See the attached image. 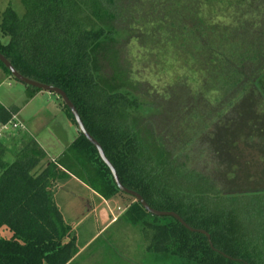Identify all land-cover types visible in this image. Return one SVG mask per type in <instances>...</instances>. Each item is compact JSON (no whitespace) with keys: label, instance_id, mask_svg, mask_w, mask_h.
<instances>
[{"label":"trees","instance_id":"trees-1","mask_svg":"<svg viewBox=\"0 0 264 264\" xmlns=\"http://www.w3.org/2000/svg\"><path fill=\"white\" fill-rule=\"evenodd\" d=\"M21 2L25 15L11 9L0 23L9 38L0 39V53L23 76L67 94L125 187L211 236L212 246L135 199L129 217L147 223L149 252L167 264H264V250L250 247L237 214L211 204L264 192V0ZM130 45L151 54L167 50L183 72L149 105L130 91L137 89L133 72L119 67ZM108 64L111 77L104 80L100 71ZM0 68L11 75L1 61ZM17 113L0 104V126ZM193 145L191 161L185 151ZM70 152L96 167L91 188L107 199L123 196L81 133ZM184 155L208 162L193 168L180 162ZM45 156L31 140L11 160L0 138V264H72L78 253L55 201L67 176L60 168L73 163L41 170Z\"/></svg>","mask_w":264,"mask_h":264},{"label":"rangeland","instance_id":"rangeland-1","mask_svg":"<svg viewBox=\"0 0 264 264\" xmlns=\"http://www.w3.org/2000/svg\"><path fill=\"white\" fill-rule=\"evenodd\" d=\"M11 9L20 18L26 13L21 0H0V23L4 14ZM0 39L4 44L9 42V38H2L1 32ZM131 47L132 45L122 50L119 67L135 75L133 82L137 89L130 91L140 101L152 102L151 99L156 94L176 85L175 82L183 72L178 71L172 54L165 55L167 50L151 54L149 51L139 50L137 45ZM105 68L100 71L104 80L111 77L109 64ZM123 91H127L126 83ZM33 92L35 93L32 88L0 68V104L10 110L17 109L19 123L24 125L23 129L11 130L1 138L11 160L25 150L29 141L34 140L39 150L46 155L41 162V170L51 163H73L69 170L60 168L67 176L59 181L55 193L57 206L63 213L66 224L71 227L70 237L76 238L78 253L72 264H167L149 252L151 238L144 231L148 227L147 223L130 220L129 209L136 202L135 198L121 192L123 196L107 199L89 185L90 179L96 175V167L88 162L87 156L77 155L79 159L76 161L70 152L72 143L80 133L69 117L64 101L58 95L42 90L30 98ZM140 122L145 129L146 123L144 124L143 119ZM194 146L185 151L190 160ZM196 147L199 148L198 145ZM180 158L181 163H187L191 167L193 164L198 166V163L208 162L206 156L195 162L188 161L186 155ZM85 172L90 177L87 178ZM211 204L233 210L240 219L250 247L255 246L259 252L264 250V192L237 196L233 200L219 199ZM152 208L167 211L160 206ZM147 220L153 222L151 217ZM263 260L264 257H260L258 261Z\"/></svg>","mask_w":264,"mask_h":264},{"label":"water","instance_id":"water-1","mask_svg":"<svg viewBox=\"0 0 264 264\" xmlns=\"http://www.w3.org/2000/svg\"><path fill=\"white\" fill-rule=\"evenodd\" d=\"M0 61L4 64V66L10 71L11 75L17 79L18 81L24 83L27 86L42 90V91H46V92H50L52 94H56L58 95L65 103V105L69 108V110L71 111L78 129L80 131V133L97 149L98 154L101 158V160L103 161V163L109 168V170L111 171V174L113 176V179L115 181V184L117 185V187L119 188L120 191H122L123 193L130 195L132 197H134L140 204L141 206L150 214H152L153 216H157V217H173L174 219H176L179 223H181L185 228H187L189 231L191 232H196V233H200L205 235L211 246H212V242H211V236L209 233H207L204 230H197L194 229L192 227H190L177 213L175 212H171V211H158L154 208H152L147 201L144 199V197L139 194L138 192L131 190L127 187H125L121 180L120 177L118 175V172L115 168V166L113 165V163L110 161V159L106 156L104 149L102 147V145L90 134V132L88 131V129L86 128L84 122L82 121V118L76 108V106L73 104V102L69 99V97L67 96V94L58 87L52 86V85H47L44 83H40L38 81H35L33 79L27 78L25 76H23L19 71H17V69L12 65V63L2 54L0 53Z\"/></svg>","mask_w":264,"mask_h":264},{"label":"built area","instance_id":"built-area-1","mask_svg":"<svg viewBox=\"0 0 264 264\" xmlns=\"http://www.w3.org/2000/svg\"><path fill=\"white\" fill-rule=\"evenodd\" d=\"M23 127L24 125L19 123L17 115H14L12 121H10L8 124L0 126V138L3 136L4 133H7L11 130L23 129Z\"/></svg>","mask_w":264,"mask_h":264}]
</instances>
